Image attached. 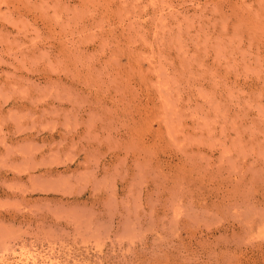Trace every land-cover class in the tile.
<instances>
[{
    "label": "rangeland",
    "instance_id": "1",
    "mask_svg": "<svg viewBox=\"0 0 264 264\" xmlns=\"http://www.w3.org/2000/svg\"><path fill=\"white\" fill-rule=\"evenodd\" d=\"M0 264H264V0H0Z\"/></svg>",
    "mask_w": 264,
    "mask_h": 264
}]
</instances>
